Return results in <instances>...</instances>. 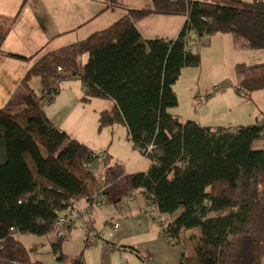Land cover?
Returning <instances> with one entry per match:
<instances>
[{
  "label": "trees",
  "instance_id": "1",
  "mask_svg": "<svg viewBox=\"0 0 264 264\" xmlns=\"http://www.w3.org/2000/svg\"><path fill=\"white\" fill-rule=\"evenodd\" d=\"M150 14L186 20L175 38L145 39L136 21ZM218 33L264 51V0H152L151 7L130 9L82 40L36 53L20 81L21 107L0 109V260L41 264L31 262L17 234L55 231L59 212L73 201L92 202L102 192L103 204H118L139 190L148 206L170 216L161 225L167 241L192 244L179 264H264V147H255L264 142V116L249 125L210 127L169 110L178 105L174 86L182 70L201 64L193 47L208 45ZM2 41L0 36V53L27 59L3 51ZM235 72L239 96L249 99L264 89V62L238 63ZM35 76L42 95L30 85ZM68 78L83 84V102L114 101L100 113L99 129L124 123L135 148L152 159L147 171L127 172L115 163L98 182L99 153L44 110Z\"/></svg>",
  "mask_w": 264,
  "mask_h": 264
},
{
  "label": "rangeland",
  "instance_id": "2",
  "mask_svg": "<svg viewBox=\"0 0 264 264\" xmlns=\"http://www.w3.org/2000/svg\"><path fill=\"white\" fill-rule=\"evenodd\" d=\"M67 37V40H61V42L75 40L76 35ZM83 38L85 37L81 39ZM206 46H194V51L201 54L202 62L197 67H186L182 70L181 76L174 86L178 105L170 108V112L183 119L199 120L203 126L211 127H236L261 120L264 116V89L253 92L249 99L235 96V86L238 79L234 66L238 63L247 65L263 63L264 51L239 48L230 53L223 51L224 53L219 54L216 43L213 50H207ZM54 47L52 44L51 48ZM206 51H211L209 57ZM87 59L88 55H83L81 64L83 65ZM81 87L83 85L79 79H63L59 83V92L52 100H46L44 103L47 105L56 100L57 105H59L64 96H67V99L73 103L75 96L76 103L80 104L77 97L81 94ZM197 94L206 96V99L200 101L196 96ZM59 115L56 117L57 122L61 120V112ZM114 127H116V138L112 145L113 158H108L106 163L98 159L95 166L96 172L102 173L106 167L115 163L123 165L127 172H131L129 168H132V172L133 170L134 172L147 171L152 159L144 156L140 150L135 148L125 125L115 124ZM106 137L111 138V134L110 137L109 135ZM255 147H264V142L257 141ZM98 153L107 152L102 150ZM136 163L138 166L135 169L132 166ZM182 211L183 207H180L173 216H178ZM158 215L159 212L148 206L143 200L141 191L137 190L134 195L125 198L118 204L107 203L93 206L90 210H82L81 215L75 218L67 235L62 239L59 238L56 230L44 235L17 234V238L22 240L28 248L29 258L32 261H41L44 264H71L72 260H80L81 251L84 248L97 244L105 245L106 242H124L123 244L128 246L126 250L129 253H134V255L135 252L130 247H135L139 253L145 256L147 252L153 249L157 251L159 258L169 261L170 257L175 256L179 263L184 253L187 255L192 253V244L185 243L186 247H184L183 244L168 242L161 234V224L156 220ZM166 216L170 218V216ZM113 224H118L115 231H113ZM154 228L157 233L153 232ZM88 232L96 234L95 243H87ZM120 232L124 234V238L118 241L116 235ZM114 235L115 237H113ZM160 237H164V240H161ZM58 241H60V246L56 248L54 244ZM168 245H171L170 249L167 248ZM138 261L143 264L141 259Z\"/></svg>",
  "mask_w": 264,
  "mask_h": 264
},
{
  "label": "crops",
  "instance_id": "3",
  "mask_svg": "<svg viewBox=\"0 0 264 264\" xmlns=\"http://www.w3.org/2000/svg\"><path fill=\"white\" fill-rule=\"evenodd\" d=\"M151 6L152 0H0L2 50L27 57V59H20L6 53H0V109L15 112L21 107L25 90L20 81L26 71L38 59L39 54L36 55V53L40 49H43V51L53 50L79 41L82 37H87L95 31L106 28L127 15L130 9ZM185 20L186 17L181 15L150 14L137 20L136 26L145 39H169L175 38L179 34ZM73 34L76 35L75 40L61 42V40L65 41L68 39L67 36ZM215 43L219 54L244 48L235 43L231 34L218 33L211 36L209 44L205 48L213 50ZM52 44L55 46L54 48H51ZM210 52L206 51L208 57ZM30 85L39 95H42L43 87L38 76L32 78ZM83 87H81L80 96L77 97L80 104L83 105L76 103L75 96L73 103L67 99V96H64V99L61 98L59 105H57L56 100L49 102L47 105L44 103V110L52 122L67 131L73 138L89 145L96 152L105 150L109 158L112 159L114 154L112 145L116 138V127H114V124L100 130L99 117L102 111L112 109L115 103L108 98H92L88 102H83L81 100L85 94V88ZM234 94L241 98L236 91ZM198 95L200 94L196 96ZM60 112L61 120L57 122L56 117L60 116ZM196 121L202 125L201 121ZM116 124L125 125L120 122ZM110 134L111 138L108 139L106 136L109 135L110 137ZM136 166H138V163L132 167L135 168ZM129 171L132 172V168H129ZM143 200L147 204L144 196ZM79 208L82 211L88 209V206L85 201H81ZM153 232L157 233L155 228ZM116 238L120 241L124 238V234L120 232L116 235ZM163 238L160 237L161 240H164ZM18 240L24 245L22 240ZM106 243L105 245L97 244L84 248L81 251L80 260H72L71 264H138L141 256H145L139 253L135 247L130 248L137 257L134 253H129L126 250L128 246L123 244L124 242ZM162 244L164 245V243ZM167 248L170 249L171 245H168ZM146 256L150 257L154 264L178 263L175 256L170 257L169 261L159 258L157 251L153 249L147 252ZM31 262L44 264L41 261L31 260ZM0 264L17 263L0 260ZM139 264L141 263L139 262Z\"/></svg>",
  "mask_w": 264,
  "mask_h": 264
},
{
  "label": "built area",
  "instance_id": "4",
  "mask_svg": "<svg viewBox=\"0 0 264 264\" xmlns=\"http://www.w3.org/2000/svg\"><path fill=\"white\" fill-rule=\"evenodd\" d=\"M58 71L62 72V68H58ZM200 101H203L206 99V96L204 95H198L197 96ZM151 147H149L150 149ZM107 155L105 153H99V159L101 162L106 163ZM97 180L98 182L102 181V173L97 172ZM84 202V201H83ZM85 203L88 206V210H90L93 206H100L103 204V194L102 192L96 193L93 196L92 202L85 201ZM80 202H71V205L66 211L59 212L58 222H57V229L59 238L62 239L67 235L68 227L72 226L74 223L75 218L79 217L81 215V210L79 208ZM157 222H159L163 227H166L169 224V219L166 215L160 214L156 217ZM113 231H115L118 228V224H113ZM87 243L93 244L96 242V234L93 232H88L87 235ZM143 264H153L152 261H143Z\"/></svg>",
  "mask_w": 264,
  "mask_h": 264
}]
</instances>
